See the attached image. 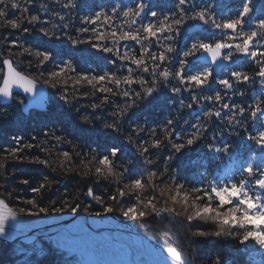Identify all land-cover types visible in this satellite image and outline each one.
Instances as JSON below:
<instances>
[{
  "label": "snow or ice",
  "instance_id": "snow-or-ice-1",
  "mask_svg": "<svg viewBox=\"0 0 264 264\" xmlns=\"http://www.w3.org/2000/svg\"><path fill=\"white\" fill-rule=\"evenodd\" d=\"M36 3L37 0H0V98L12 100L21 92L32 97L37 93L39 83L58 93V100L64 104H71L73 99L70 97L89 99V93L81 89L90 88L93 102L81 106L94 111L110 107L111 120L102 121L103 129L125 139L135 149L139 161L122 158L121 149L115 145L102 147L97 144L84 150L56 131H44L43 138L34 134L30 141L14 136L11 145H0V176L4 178L0 183V236L6 234L7 222L15 221L18 215L2 198L4 193L13 198L15 188L9 192L7 187L12 180L32 194L20 201L30 206L20 207V215L37 217L48 215L50 211L53 214L70 211L75 215L82 207L78 196L74 198L75 203L65 199L69 195L67 190L59 199L51 198L49 206H41L45 192L50 193L60 181L46 174L35 183L29 178H19L15 166L27 163L53 173L59 168L81 175L82 170L83 178L94 177L93 185L101 180L114 182L115 188L107 196L97 194L92 185L82 192L84 197L103 209L95 212L97 217L112 214L118 209L125 218H179L181 226L186 223L195 227L189 244L233 237L241 245L251 241L264 250V44L260 43L264 40V0H261L260 15L254 27L251 26V14L257 9L253 7V0H240L234 15L219 19L212 10L214 5L197 7L190 4V0H174L172 8L167 11L153 0H133L130 5L117 3L110 11L104 6H96L95 10L80 17L83 27L75 29V36L68 32L65 16L51 11L50 5L75 10L78 0L41 2L39 10L34 12ZM43 13L56 16L62 27L43 19ZM187 21H199L219 30L220 36H214L209 42H193L174 64L169 54L176 49L165 41H175ZM246 24L250 26L247 31ZM34 33L47 40L66 39L74 47L89 45L108 55V63L113 68L101 72L94 69L81 71L70 59L57 62L62 50H52L39 39L33 46H25L22 38ZM130 41L140 45L138 56L131 51L121 54L125 42ZM198 53V59L202 58L204 63L189 71V58L196 57ZM238 54L255 66L252 75L242 70L227 69L226 65L233 62ZM25 62L29 68L36 69L35 77L20 67ZM217 66L227 75H215ZM257 78L260 94L252 97L249 103L243 99L247 95L246 90L239 86L255 83ZM172 79L178 81V86H170ZM213 83L222 86L223 91H215L213 95L198 93L197 90L207 91ZM160 87L169 89L173 96L187 92L190 102L185 104L181 99V108L192 109L202 100L213 107L204 109L194 122L185 120L188 128L179 132L175 130L174 118L167 119L159 128L137 125L126 132L123 125L130 118V110L138 108ZM237 96L242 98L240 102H225ZM18 103L24 105L25 101L19 99ZM99 119L83 116L81 122L91 124ZM214 121L226 124L221 133L227 132L229 137H235L241 143L218 141L216 133L209 140V125ZM144 134L147 138L141 140ZM63 144L70 145L71 151L62 149L60 146ZM196 147L213 153L216 161L223 157L233 158L226 175L209 178L210 173L205 170L201 179L190 180L186 175L181 176L179 165L173 166L172 162L185 150ZM237 147L241 151L235 152ZM257 159L259 162L254 163ZM132 200L135 203H131ZM83 206L91 209L93 205ZM201 224L214 227L208 230ZM136 264L189 262L180 249L165 241L162 252L151 250L149 259L139 260ZM211 264H224V261L217 256Z\"/></svg>",
  "mask_w": 264,
  "mask_h": 264
},
{
  "label": "trees",
  "instance_id": "trees-1",
  "mask_svg": "<svg viewBox=\"0 0 264 264\" xmlns=\"http://www.w3.org/2000/svg\"><path fill=\"white\" fill-rule=\"evenodd\" d=\"M48 3L49 0H37L36 7L33 11L39 10V4ZM167 11L172 8L174 0H153ZM117 3L121 5H130L133 0H78V7L75 10H65L59 8L56 5H50V10L59 12L65 16V22L69 24L68 32L75 36V29L83 27L80 23V17L89 14L92 10L96 9V6H104L110 11L111 7ZM240 0H190V4H195L197 7H203L207 4L214 5L213 12L219 19L221 16H231L235 14V9L239 5ZM261 0H253V7L257 9L251 14V19L254 27L256 18L260 15L258 11ZM174 10V9H172ZM43 19L50 20L52 24H56L58 27H62L61 21L54 15L43 13ZM145 23L148 21L145 20ZM51 27V24L49 25ZM250 26L245 25V31ZM196 29V30H193ZM6 31V30H5ZM90 35V34H89ZM219 37L220 31L214 30L207 25H203L199 21H187L186 24L180 29V35L176 37L175 41L165 43H172L176 51L169 54L173 63L182 58L183 51L187 50L193 42L197 40H204L205 42L212 41L213 37ZM25 46H33V44L39 39L43 41L45 46L52 50H62V55L57 57V62L61 60H71L73 64L81 71L95 70L96 72L107 71L113 68L108 63L109 56L103 53L97 52L94 48L89 45L72 46L66 39L62 40H47V38L40 37L39 34L34 33L32 36L22 38ZM147 43V42H145ZM155 43V42H154ZM264 44V40L260 41ZM124 51H131L135 55H139L140 45L135 42H125V47L121 49V54ZM199 53L197 54V56ZM196 56V57H197ZM196 57L189 58V71L195 70ZM111 59H115L111 57ZM119 62H117V66ZM22 69H26L30 72L33 77L36 76V69L29 68L27 63L20 65ZM49 68L51 65L48 66ZM134 67V65H133ZM255 66L251 62L247 61L243 56L236 55L233 58V62H229L227 69L242 70L249 75L253 74ZM115 70V69H113ZM126 72V69H124ZM227 75L226 71H223L220 75ZM150 79V77H149ZM178 86V81L175 79L171 80V85ZM137 90L139 86H135ZM246 90L247 95L243 98L251 103V98L260 94V82L257 78L255 83L239 86ZM48 89V106L44 112L31 111L29 115H24L21 112V105L18 103L19 99H23L20 95L13 98V102L7 106H0V145L9 146L12 144V138L14 136H22L25 141H30L32 135H38L43 138V132L56 131L57 134L66 137L72 141V144L79 145L82 149L87 150L88 146L96 147L97 144L102 147L108 145H115L121 149L122 158L133 159L134 162L139 161V157L135 154V149L127 144L126 140L122 137L112 133L110 130H105L102 127V121L111 120L109 112L110 107L106 106L103 109L93 110L90 107H82L81 105H88L92 101L91 95L92 90L90 88H83L81 91H87L89 93V99L73 98V103L64 104L58 100V93H54L51 88ZM200 95H213L215 91H223L222 86L211 84V87L207 91L197 90ZM100 96L101 94H96ZM118 99V98H117ZM183 99L185 104L190 102V97L187 92H181L178 95L173 96L169 89L160 87L159 90L154 93L152 97H149L138 108L130 110V118H127L124 122L125 131L130 127L141 125L145 128H153L163 125L169 118L176 120L175 130L182 131L188 128V125L184 124L187 120L189 123L194 122L198 116L202 115L204 109L213 107L207 101H201L199 105H194L192 109L186 107L181 108L179 101ZM242 98L232 97L226 99L225 102L232 103L240 102ZM24 100V99H23ZM95 102L99 103V100ZM122 102V101H121ZM79 109V111H77ZM83 116L89 117H100L99 120H94L91 124H83L81 118ZM251 125V122H249ZM210 131L207 133L209 140L214 133L217 134V140H229L239 145L241 142L237 141L235 137H229L227 132L221 133V129L226 127V124H222L218 121H214L209 125ZM255 129H253V132ZM147 134H144L140 139H146ZM50 143H55L51 141ZM62 149L71 151V146L63 144L60 146ZM235 152L241 151L238 147L234 149ZM245 155H247L245 153ZM258 163V159L253 161ZM173 166L179 165L178 172L181 176H188L190 180L201 179V173L205 170L210 173L209 178H215L217 176L224 177L226 170L232 166L233 158L223 157L219 161L214 159L213 153L207 152L202 147H196L194 149L185 150L184 154L179 156L177 160H174ZM219 164V167H217ZM17 168V175L19 178H29L35 183L40 180L43 175H48L51 178L57 179L60 182L53 186L52 191L45 192L43 200L40 201L41 206H49L50 199H59L60 195L68 191L69 195L65 199H69L70 202L75 203V197H79V202L82 207L78 210V213L95 214V212H102L103 209L100 205L95 204L94 201L88 200V198L82 195L83 191H86V187L89 185L94 186L97 194L107 196L115 188L114 182H106L101 180L99 184L93 185L94 177L83 178L81 175H76L75 172L67 173V169H57L56 173L51 172L49 169H44L40 166H35L27 163H21L15 166ZM239 177L237 176V179ZM4 182L3 176H0V183ZM8 191L11 192L15 188L13 198H9L7 193L3 194V197L10 205L13 211L19 212L20 207H30L23 205L20 201L31 197V193L25 189L23 185H19L15 180H12L8 185ZM91 203L93 206L91 209H85L83 205ZM108 203H111L110 201ZM131 203H135L132 200ZM59 206V204H57ZM51 213V211L49 212ZM66 213H71L66 212ZM121 220H127L131 223H138L137 225L145 235L152 236L156 242L162 243L167 241L171 245H175L182 253L188 254L187 260L189 264H211V261L217 256L221 257L224 264H264V250H261L254 242H248L245 245L239 244L238 239L233 237H222L220 239H209L205 241H199L196 244H189L191 238V231L195 230L194 226H189L183 223L179 218L171 219L164 218L158 219L155 217H149L147 220L125 218L117 209L116 212L112 213ZM42 215V214H41ZM171 219V222L169 220ZM208 230L213 228V225H200ZM139 229V230H140ZM190 229V230H189ZM43 256L34 258V264H67L64 260V253L61 249L56 246L54 241L42 239L39 241ZM15 245L5 244L0 242V264H12L13 255L12 249ZM22 248H33V245H19ZM15 257V256H14ZM16 258V257H15ZM14 258V259H15ZM19 260V259H18Z\"/></svg>",
  "mask_w": 264,
  "mask_h": 264
},
{
  "label": "water",
  "instance_id": "water-1",
  "mask_svg": "<svg viewBox=\"0 0 264 264\" xmlns=\"http://www.w3.org/2000/svg\"><path fill=\"white\" fill-rule=\"evenodd\" d=\"M204 55L206 56V54ZM198 57L194 61L203 64L204 60L198 59ZM208 63L211 64L210 60ZM221 72L220 67L217 66L215 74L218 75ZM19 95L25 101V104L20 107L24 115H29L31 111L44 112L47 109L48 89L42 84L38 83V91L32 97L25 96L22 92ZM12 100L0 98V106L10 105ZM17 214L15 221L7 222L6 234L0 236V242L31 245L42 239L51 238L61 231H66L72 236L90 234L91 237L101 239L108 247L116 251L125 264H136L139 260L149 259L151 250L158 249L161 252L163 250V247L153 238L127 227L126 221H121L114 214H104L99 217L95 214L85 213L75 215L72 213H49L37 217H26L20 215L19 212ZM80 242L86 245L85 241ZM92 261L96 264H103L98 262L95 256Z\"/></svg>",
  "mask_w": 264,
  "mask_h": 264
},
{
  "label": "rangeland",
  "instance_id": "rangeland-1",
  "mask_svg": "<svg viewBox=\"0 0 264 264\" xmlns=\"http://www.w3.org/2000/svg\"><path fill=\"white\" fill-rule=\"evenodd\" d=\"M121 221H126L127 227L145 235L143 232H141L142 230L139 228L138 223H131L130 221L128 222L127 220H121ZM86 236L88 237V239H86L87 238ZM145 236H149L153 238L150 235H145ZM46 240L54 241L56 246H58L61 249V251L65 254L64 260L67 261V264H88L87 254H85L86 252H88V249L91 250L89 253L93 255L92 257L95 256L98 262H102L103 264H125L122 257L116 251L108 247V245H106V243L102 241L101 239L97 237H91L90 234H87L85 236L81 235V237H79V236H72L66 231H61ZM77 240L85 241L86 245H83L82 243H77ZM153 240L156 241L154 238ZM161 242L162 243H158V242L157 243L160 246L164 247L165 242L162 240ZM1 243H4V242H1ZM10 245H15V247L11 251L12 252L11 255H13L11 257H12V260H14V263L12 264H34L33 263L35 261V260L33 261L34 258L43 256V251L41 250L39 241L34 244H31L33 245V248L19 247V245H24V244H10ZM74 246H79L80 253H76L73 250ZM187 255L188 254L184 255L186 259H187ZM5 264H8V263H5Z\"/></svg>",
  "mask_w": 264,
  "mask_h": 264
},
{
  "label": "bare ground",
  "instance_id": "bare-ground-1",
  "mask_svg": "<svg viewBox=\"0 0 264 264\" xmlns=\"http://www.w3.org/2000/svg\"><path fill=\"white\" fill-rule=\"evenodd\" d=\"M79 237H81V236H79ZM87 239V238H86ZM80 241H82V240H77V243H82V242H80ZM77 245V244H76ZM73 250L76 252V253H80V251H79V246H74L73 247ZM91 250L90 249H88V252H86L85 254H87V262H88V264H96V263H94L92 260H93V255H91L89 252H90ZM166 255V254H165Z\"/></svg>",
  "mask_w": 264,
  "mask_h": 264
}]
</instances>
